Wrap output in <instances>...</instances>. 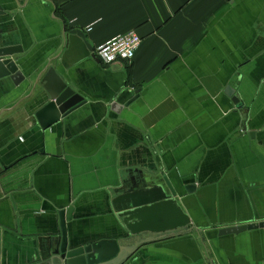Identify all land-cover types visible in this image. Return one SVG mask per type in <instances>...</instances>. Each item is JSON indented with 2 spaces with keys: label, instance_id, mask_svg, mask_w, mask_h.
Masks as SVG:
<instances>
[{
  "label": "crops",
  "instance_id": "1",
  "mask_svg": "<svg viewBox=\"0 0 264 264\" xmlns=\"http://www.w3.org/2000/svg\"><path fill=\"white\" fill-rule=\"evenodd\" d=\"M131 31L133 62L95 56ZM6 46L25 80L0 79V264H33L71 207V240L124 243L130 197L165 180L195 230L129 264H264V230L220 236L264 222V0H0ZM63 84L86 104L55 122Z\"/></svg>",
  "mask_w": 264,
  "mask_h": 264
},
{
  "label": "water",
  "instance_id": "2",
  "mask_svg": "<svg viewBox=\"0 0 264 264\" xmlns=\"http://www.w3.org/2000/svg\"><path fill=\"white\" fill-rule=\"evenodd\" d=\"M21 53V48L17 46L0 48V79L10 77L17 86L25 80L17 63L12 59ZM58 86L49 92V110L56 114L55 122L86 104L85 99L70 87L64 84ZM232 93L229 89L228 94ZM236 102L239 100L236 99ZM123 110V106L113 104V111L116 113ZM143 194L142 200L130 197L128 207L119 214L128 231L124 243L104 240L79 244L71 240L67 228V224L73 221L74 208L71 207L61 215L60 234L45 240L46 245L41 249L40 258L33 264H129L143 246L168 239L179 233L178 231L195 230L191 218L184 212L178 200L177 192L167 180L165 186L148 188ZM249 230H264V222L221 230L220 236L239 235Z\"/></svg>",
  "mask_w": 264,
  "mask_h": 264
},
{
  "label": "built area",
  "instance_id": "3",
  "mask_svg": "<svg viewBox=\"0 0 264 264\" xmlns=\"http://www.w3.org/2000/svg\"><path fill=\"white\" fill-rule=\"evenodd\" d=\"M142 42L136 31H131L97 48L95 56L106 65L118 62L131 63L136 59V54L143 45Z\"/></svg>",
  "mask_w": 264,
  "mask_h": 264
}]
</instances>
